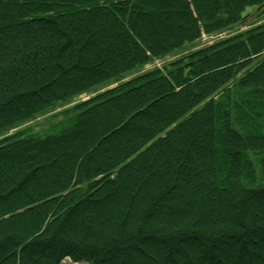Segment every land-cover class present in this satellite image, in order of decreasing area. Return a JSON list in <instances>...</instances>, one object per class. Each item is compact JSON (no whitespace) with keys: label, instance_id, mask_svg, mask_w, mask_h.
Listing matches in <instances>:
<instances>
[{"label":"trees","instance_id":"obj_1","mask_svg":"<svg viewBox=\"0 0 264 264\" xmlns=\"http://www.w3.org/2000/svg\"><path fill=\"white\" fill-rule=\"evenodd\" d=\"M251 7L264 14V0H0V264H264ZM82 93L57 133L7 132Z\"/></svg>","mask_w":264,"mask_h":264},{"label":"rangeland","instance_id":"obj_2","mask_svg":"<svg viewBox=\"0 0 264 264\" xmlns=\"http://www.w3.org/2000/svg\"><path fill=\"white\" fill-rule=\"evenodd\" d=\"M255 9L254 7L249 8L247 11L246 16V23H259L261 20H264V14L260 15L259 18H256L255 16ZM248 24H239L237 26H234L232 28H229L228 30L224 31H217V33H211V34H203L199 39H197L194 43L186 45V47L183 50L175 51L170 54H166L165 57L162 58H155L149 63L144 64L142 68L133 70V72L125 74L123 79H128L129 77H132L134 74H138L141 72H144V70L153 68L154 66H161L163 63L175 59L177 56L183 55L184 52H186L189 49L197 48L198 46L207 45L208 43H211L212 41L218 39L219 37H223L228 35V33H232L234 31H237L239 28H244ZM105 87L109 86H101L98 90L101 91ZM89 93H82L80 96L74 97L71 99L69 103L62 104L60 103L56 108L49 109V111L38 113V115L34 118L28 119V121L24 122H17L12 128H10L7 132L11 133L16 131L17 129H27V131H30L31 133H35V136H45L50 133H57L61 129V123H63L66 119V116L61 113L64 109L70 107V105L76 103L77 101H80L83 98H86L90 96ZM3 135V133H0V137ZM61 264H86L83 262H72L69 258H66L61 262Z\"/></svg>","mask_w":264,"mask_h":264},{"label":"crops","instance_id":"obj_3","mask_svg":"<svg viewBox=\"0 0 264 264\" xmlns=\"http://www.w3.org/2000/svg\"><path fill=\"white\" fill-rule=\"evenodd\" d=\"M67 258V257H66ZM65 260V259H64Z\"/></svg>","mask_w":264,"mask_h":264}]
</instances>
